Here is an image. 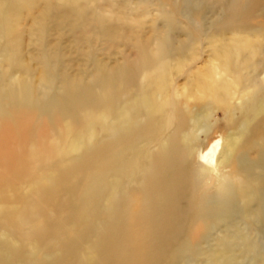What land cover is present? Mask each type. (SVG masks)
Instances as JSON below:
<instances>
[{"label":"rangeland","instance_id":"374dc122","mask_svg":"<svg viewBox=\"0 0 264 264\" xmlns=\"http://www.w3.org/2000/svg\"><path fill=\"white\" fill-rule=\"evenodd\" d=\"M260 2L264 5V0ZM245 3L0 0V125L9 123L7 133L0 129V244L11 251L22 248L15 264H70L73 249L62 248L69 241L78 245L79 260L90 264L97 260L92 247L119 194L110 190L89 197L93 187L88 179L101 171V160L94 156L101 148L97 144L112 134L110 119H92V126L85 128L89 102L101 92L113 93L122 78L156 77L160 62H165L164 77L169 79L167 100L175 99L189 120L182 138L192 152L177 157L198 170V152L214 141L220 143L213 167L190 182L193 186L184 194L181 209L188 212L191 202L199 204L206 197L218 208L224 198H232L223 186L240 188L241 176L234 170L243 153L255 156L250 139L258 126L259 142L264 140V106L248 120L244 101L249 90L238 91L227 103L226 89L221 98H213L195 79L207 81L212 89L219 76L231 79L218 67L217 49L231 45L238 28L259 30L264 46V10L240 20ZM247 38L256 39L252 33ZM167 46L172 55L167 56ZM262 58L257 54L253 60ZM256 74L264 83V66ZM232 85L228 88L234 91L237 85ZM153 121L145 115L139 119L140 124L155 127ZM124 191L122 221H111L119 230L117 242L128 234L122 249L141 258L147 253V264H264V225L255 215L238 209L235 219L225 221L217 209L203 211L210 225L187 243L185 238L195 227L193 212L177 222L182 232L177 239L156 233L163 226L157 221L144 224L148 234L138 237L143 226H135L126 215L129 190ZM48 221L59 229L56 233L48 239L32 235L37 225ZM4 251L1 256H12ZM136 260L131 258L128 264H137Z\"/></svg>","mask_w":264,"mask_h":264},{"label":"bare ground","instance_id":"6f19581e","mask_svg":"<svg viewBox=\"0 0 264 264\" xmlns=\"http://www.w3.org/2000/svg\"><path fill=\"white\" fill-rule=\"evenodd\" d=\"M243 9L240 20L259 15V10H264V5L260 0H246ZM251 33L255 35L256 39L247 38ZM233 34L237 35V38L233 39V45L225 44L217 49V56L220 60L218 67L223 69L225 75L230 76L231 79L219 76V79L215 81H218L217 87L214 86L213 89L211 84L206 83L207 81H203V79H195V81L197 85L200 84V87L208 90L214 96L213 98H221L222 93L220 92L226 89L227 103L235 97L238 91L249 90L244 105L247 107V119L251 120V116L258 114L259 109L264 106V83H260L259 79L255 77L259 67L264 66V46L259 42L260 34L257 29L238 28L233 31ZM216 35H212L210 38L216 39ZM195 42L197 41H193V43ZM167 48L169 49L168 46ZM166 52L167 56L172 55V50L169 49ZM257 54L263 57L261 61L253 60ZM164 63L157 64L156 77H143L144 80H138V77L130 80L128 77L122 78L118 86L113 89V93L101 92L100 97L96 96L93 100L91 99V102L88 101L92 105L89 107L91 111L85 128L92 126V119H110L112 122L109 127L112 131L111 137L102 139L97 144V147L101 146V148L97 149L94 156L101 160V171H99L98 177L88 179L89 185L93 187L89 191V197L101 196L110 190L118 191L119 194L109 213L111 218L100 229L98 240L93 244L92 250L97 260L92 261V264H101V260L103 264H128L131 258L135 257L137 264H147L150 261L146 256L147 253H142L145 257L141 258L139 253L134 255L135 253L122 249L130 238L127 236L128 234H125L124 239L117 242L118 236L115 231L118 230V227L115 228L111 221L113 219L122 221L123 208L125 207L124 198L120 195L124 194L125 187L129 190L127 202L129 207L126 215L135 220V226H143L141 233L139 230L138 237H146L148 234L144 224L153 225L157 221L161 222L163 226L156 233L173 240L177 239L182 233L177 222H181L182 216L187 218L193 212L195 227L187 234L184 243L191 242L200 230L208 228L210 225L202 212L210 213L215 209L218 210L220 216L225 215L221 220L235 219L238 209H242L247 214L255 215L257 221L264 225V140L259 142V126L252 132L250 139L254 140L252 149H254L255 156L251 158L248 153H243L234 170L235 176H241L239 179L241 180L240 188L235 189L234 186L231 184L229 186L227 183L223 186L228 196H232V198H224L223 205H219L220 207L217 205L218 208L212 207V203L206 197L207 199L202 198L199 204L191 202L186 207L188 212L181 209L184 194L189 191L190 186H193L190 182L199 180L198 177L201 174H206L213 167L220 143L214 141L205 152H198V163L201 167L198 170L192 169L188 162L177 157L182 153H187V157H189L192 152L189 143L183 142L182 138L188 130L189 120L181 112L175 99H169V102L167 100L169 79L164 77L166 70ZM208 77L210 78L211 75ZM232 84L237 85L234 91L229 90V88H233ZM210 93L208 94L210 95ZM143 115L155 118L156 122H153L156 123V126L152 127L155 125L152 123L140 124L139 119ZM23 116L29 117L26 113H23ZM158 121L161 122L160 127L157 126ZM8 126L9 123L0 125L1 133H7ZM7 140L6 136L4 141L7 142ZM156 146L158 148L155 151L153 148ZM90 152L91 155L94 153L91 150ZM242 202H244V206L240 208ZM33 210L31 215L35 213V207ZM66 219L68 218L66 217ZM57 230L59 229H56L55 224L48 221V223L43 222L37 225L32 235L48 239L47 237L56 233ZM49 242L45 243L46 247L50 246ZM3 248L4 252L11 251V248L5 249V245L0 244V250ZM62 248L67 252L70 248L73 249L71 252L74 260L70 264L91 263L78 259L82 253L76 243L65 242ZM255 249L259 253V245L255 246ZM21 250L22 248L19 251L21 252ZM19 251H11V257L0 255V264H15ZM24 260L22 258V261Z\"/></svg>","mask_w":264,"mask_h":264}]
</instances>
